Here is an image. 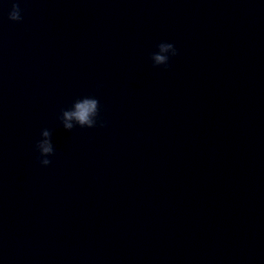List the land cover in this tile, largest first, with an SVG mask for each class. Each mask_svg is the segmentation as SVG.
I'll use <instances>...</instances> for the list:
<instances>
[{
	"label": "water",
	"instance_id": "water-1",
	"mask_svg": "<svg viewBox=\"0 0 264 264\" xmlns=\"http://www.w3.org/2000/svg\"><path fill=\"white\" fill-rule=\"evenodd\" d=\"M20 7L0 8V264H264V2ZM82 95L104 125L67 131Z\"/></svg>",
	"mask_w": 264,
	"mask_h": 264
},
{
	"label": "clouds",
	"instance_id": "clouds-1",
	"mask_svg": "<svg viewBox=\"0 0 264 264\" xmlns=\"http://www.w3.org/2000/svg\"><path fill=\"white\" fill-rule=\"evenodd\" d=\"M8 5H10V10L7 13L8 19L14 22L21 21L20 0H0V8ZM177 54L178 50L172 42L161 41L156 45V50L150 53V60L153 66L168 67L171 58ZM58 120L67 131H71L77 126L91 129L104 125L100 115L99 99L94 95L76 97L70 106L60 110ZM35 151L38 153L41 166H48L51 163L50 157L54 154L55 148L50 129H41L40 138L35 143Z\"/></svg>",
	"mask_w": 264,
	"mask_h": 264
}]
</instances>
